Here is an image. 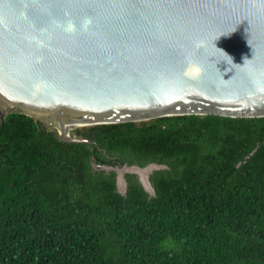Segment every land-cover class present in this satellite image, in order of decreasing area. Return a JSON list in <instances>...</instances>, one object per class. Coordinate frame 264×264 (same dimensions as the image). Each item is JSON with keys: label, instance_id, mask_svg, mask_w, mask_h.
Wrapping results in <instances>:
<instances>
[{"label": "trees", "instance_id": "1", "mask_svg": "<svg viewBox=\"0 0 264 264\" xmlns=\"http://www.w3.org/2000/svg\"><path fill=\"white\" fill-rule=\"evenodd\" d=\"M0 123V264H264V117L184 115L78 128ZM99 165L147 167L126 193Z\"/></svg>", "mask_w": 264, "mask_h": 264}, {"label": "water", "instance_id": "2", "mask_svg": "<svg viewBox=\"0 0 264 264\" xmlns=\"http://www.w3.org/2000/svg\"><path fill=\"white\" fill-rule=\"evenodd\" d=\"M19 112L89 144L78 127L264 117V0H0V119ZM93 168L154 192L166 166Z\"/></svg>", "mask_w": 264, "mask_h": 264}, {"label": "flooded vegetation", "instance_id": "3", "mask_svg": "<svg viewBox=\"0 0 264 264\" xmlns=\"http://www.w3.org/2000/svg\"><path fill=\"white\" fill-rule=\"evenodd\" d=\"M1 122H3L1 119H0V123ZM132 166H135V165H132ZM139 167V166H138ZM145 168V167H144ZM153 171H155V170H152L150 173H148V180L150 181V176H151V174L153 173ZM127 174H135L136 176H137V178H138V181L142 184V186L144 187V189L149 193V195H154L155 194V190H154V192H151V190H149V189H147L146 188V186H144V184H143V176H142V174H139V173H127ZM125 184L124 185H122L121 183H120V181H119V178H118V174H117V187H118V190H120V187L122 188L123 187V190H126L127 191V187H128V183H127V179H126V175H125ZM150 183H151V181H150ZM151 186L153 187V185H152V183H151ZM153 189H154V187H153ZM126 193V192H125ZM124 194V193H123Z\"/></svg>", "mask_w": 264, "mask_h": 264}, {"label": "rangeland", "instance_id": "4", "mask_svg": "<svg viewBox=\"0 0 264 264\" xmlns=\"http://www.w3.org/2000/svg\"><path fill=\"white\" fill-rule=\"evenodd\" d=\"M84 127H86V126H84ZM78 128H81V127H78ZM78 128H77V129H78ZM77 129H76V130H77ZM119 191H120L121 193H125V192L123 191V187H122V188L120 187V190H119Z\"/></svg>", "mask_w": 264, "mask_h": 264}]
</instances>
